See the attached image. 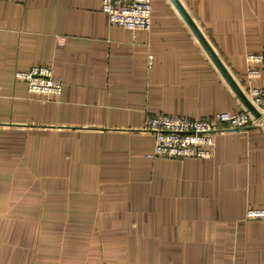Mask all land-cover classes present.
<instances>
[{"label":"crops","instance_id":"crops-1","mask_svg":"<svg viewBox=\"0 0 264 264\" xmlns=\"http://www.w3.org/2000/svg\"><path fill=\"white\" fill-rule=\"evenodd\" d=\"M103 1L0 0V264H264L246 216L264 209V128L219 133L210 159L150 157L151 116L247 109L171 0L139 31ZM179 1L245 92L264 0ZM36 65L59 96L16 79Z\"/></svg>","mask_w":264,"mask_h":264},{"label":"built area","instance_id":"built-area-1","mask_svg":"<svg viewBox=\"0 0 264 264\" xmlns=\"http://www.w3.org/2000/svg\"><path fill=\"white\" fill-rule=\"evenodd\" d=\"M102 11L110 26L132 31L150 30L152 21V0H104ZM264 60L261 54H249L248 83L245 94L256 109L264 116V88L252 86L260 78ZM15 77L27 84L31 93L59 96L62 82L54 77L52 67L36 65L28 71H18ZM255 118L248 111L237 114L221 112L212 118L191 119L176 115L151 116L146 121V130L155 138L152 158L185 159L213 158L216 151L215 139L219 133L244 130ZM250 219H264V209H249Z\"/></svg>","mask_w":264,"mask_h":264},{"label":"water","instance_id":"water-1","mask_svg":"<svg viewBox=\"0 0 264 264\" xmlns=\"http://www.w3.org/2000/svg\"><path fill=\"white\" fill-rule=\"evenodd\" d=\"M172 3L175 5L177 10L181 12L184 19L200 41L201 45L204 47L205 51L210 56L211 60L217 67V69L220 71V73L223 75L227 83L230 85V87L233 89L241 103L244 105V107L247 109L248 112L251 113V115L260 123L262 128H264V116L256 109V107L250 102L248 97L245 95L242 88L237 84V82L234 80V78L229 73L228 69L225 67L221 59L218 57L210 43L207 41V39L204 37V35L201 33L199 28L195 25V23L192 21L190 16L187 14L186 9L184 8L183 4L179 0H171Z\"/></svg>","mask_w":264,"mask_h":264}]
</instances>
